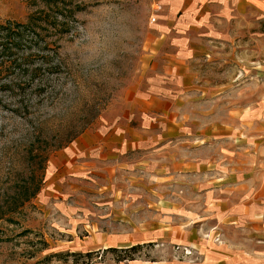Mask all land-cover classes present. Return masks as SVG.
<instances>
[{
    "label": "rangeland",
    "instance_id": "rangeland-1",
    "mask_svg": "<svg viewBox=\"0 0 264 264\" xmlns=\"http://www.w3.org/2000/svg\"><path fill=\"white\" fill-rule=\"evenodd\" d=\"M160 6L0 0V23L37 16L0 73V264L198 262L185 229L219 242L206 201L240 193L210 182L264 180V17L178 60ZM156 224L171 233L120 249Z\"/></svg>",
    "mask_w": 264,
    "mask_h": 264
},
{
    "label": "crops",
    "instance_id": "crops-1",
    "mask_svg": "<svg viewBox=\"0 0 264 264\" xmlns=\"http://www.w3.org/2000/svg\"><path fill=\"white\" fill-rule=\"evenodd\" d=\"M159 2L161 6L164 5L168 20L166 28L159 34V39L173 48L171 57L178 60L190 57L195 48H210L215 45L212 43L232 39L231 34H235L236 30L240 31V26L247 22L248 15L251 20L264 17V0H159ZM119 136L122 141L124 135ZM90 138L89 135H81L79 138V142L83 143V149L88 146L103 148L104 141L97 139L89 142ZM86 143L89 145L86 146ZM95 143L98 146H95ZM261 176L264 179V171L261 172ZM252 178L233 184L224 181L215 183L212 178L209 179L212 181L210 184L214 183L212 185L216 186L212 187L214 190L239 189L240 193L229 207L226 204L229 199H207L206 203L212 208L211 212L217 216V222L223 229L220 241L203 240L195 229L186 228L183 234L184 241L190 244L197 243L202 250L200 261L187 264H264V180L256 183ZM214 190H210L209 194ZM230 194L226 190L218 192V195H221L219 198H229L227 196ZM221 203H224L223 209L217 205ZM169 228L172 230V226ZM165 229L167 227L156 224L147 231L140 230L137 236L125 242L130 245L134 241L158 238L164 233L167 236L171 230ZM120 244L113 238L107 242V246ZM134 261L131 260L129 264H135ZM141 262L139 264H142Z\"/></svg>",
    "mask_w": 264,
    "mask_h": 264
},
{
    "label": "trees",
    "instance_id": "trees-1",
    "mask_svg": "<svg viewBox=\"0 0 264 264\" xmlns=\"http://www.w3.org/2000/svg\"><path fill=\"white\" fill-rule=\"evenodd\" d=\"M37 16L29 17L28 20L23 22H6V23H0V73H5L6 71H9L10 69L15 68L17 65L23 66V64L27 63L29 60V57L24 56V58L17 56H12L13 51L12 48L19 45L22 41H31V38H26L27 35L31 37V35H35V25H36V18ZM39 19V18H38ZM25 35V36H24ZM43 57V56H42ZM50 57V55L48 56ZM17 59V60H16ZM31 59V58H30ZM50 68L57 67V65H51L49 64ZM26 70V68H24ZM35 68H32L30 71H34ZM24 186V185H23ZM28 189V190H27ZM38 186H28L25 185V190H27V194H33L35 191H37ZM27 196H25L26 198ZM21 201V200H20ZM15 206L9 207L7 209H12ZM137 243H133L130 246L125 247H119L120 249H127V248H135ZM106 250H116L117 247L115 246H106L104 247ZM118 259H123L126 257V255H119Z\"/></svg>",
    "mask_w": 264,
    "mask_h": 264
}]
</instances>
